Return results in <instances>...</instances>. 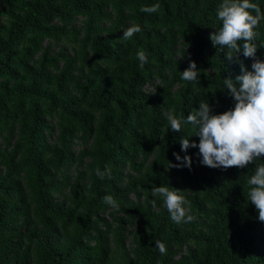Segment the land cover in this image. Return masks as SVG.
Masks as SVG:
<instances>
[{"label": "trees", "instance_id": "obj_1", "mask_svg": "<svg viewBox=\"0 0 264 264\" xmlns=\"http://www.w3.org/2000/svg\"><path fill=\"white\" fill-rule=\"evenodd\" d=\"M222 2L0 0V264H264L247 185L264 157L203 166L198 148L181 151V139L199 143L191 125L171 132L163 115L186 119L200 102L213 114L234 108L223 79L239 87L240 65L209 39ZM251 2L264 12V0ZM135 24L142 31L123 40ZM255 31L264 61V21ZM240 59L252 71L254 60ZM190 61L198 84L181 79ZM174 153L190 156L191 170L169 169ZM106 166L112 178L101 180ZM159 186L179 190L195 221L173 223L151 194Z\"/></svg>", "mask_w": 264, "mask_h": 264}, {"label": "clouds", "instance_id": "obj_2", "mask_svg": "<svg viewBox=\"0 0 264 264\" xmlns=\"http://www.w3.org/2000/svg\"><path fill=\"white\" fill-rule=\"evenodd\" d=\"M159 8L160 4L156 3L150 7H142L140 11L152 14L158 12ZM217 19L222 22V26L210 34L209 39L213 47L224 52L227 61L240 65L242 73L236 77L239 87L231 78L223 79L227 93L234 100V108L222 114H213L208 102H200L198 110L191 112L186 119L177 118L170 110L164 111L163 115L171 132L179 133L183 125H191L199 143L181 139V151L198 148L203 166L224 170L233 167L243 169L264 157V61L255 59L258 50L255 41L259 36L255 29L264 21V12L251 0H223L217 9ZM141 31V26L135 24L123 32L122 39L131 40ZM241 54L244 58L254 60L252 71L245 68L240 59ZM137 59L141 68L148 63V56L143 49L138 50ZM181 79L192 84L200 82V71L195 62H189L188 68L181 73ZM173 155L179 163L169 162V169L187 167L191 170L190 156L182 158L179 154ZM95 174L101 180L112 178V170L108 166L103 172L97 168ZM247 185L248 199L255 206L259 221L264 223V162L255 167ZM151 194L163 201L173 223L181 225L195 221L196 217L190 214V206L186 207L189 202L179 190L159 186L153 187ZM103 202L118 210L119 206L113 196L105 195ZM151 203L153 207L156 206L155 199ZM155 245L161 255L167 254L163 242L157 240Z\"/></svg>", "mask_w": 264, "mask_h": 264}, {"label": "rangeland", "instance_id": "obj_3", "mask_svg": "<svg viewBox=\"0 0 264 264\" xmlns=\"http://www.w3.org/2000/svg\"><path fill=\"white\" fill-rule=\"evenodd\" d=\"M1 20L3 21V18H1ZM153 84H155V82H154ZM151 91H152V87H151V86L146 85V86L144 87V92H151ZM50 124L52 125V122H50ZM78 149H79L78 146H75V147H74V150L77 151ZM132 227L135 228V225H132ZM132 227L127 228V229H131ZM126 245H129V240L126 241Z\"/></svg>", "mask_w": 264, "mask_h": 264}]
</instances>
